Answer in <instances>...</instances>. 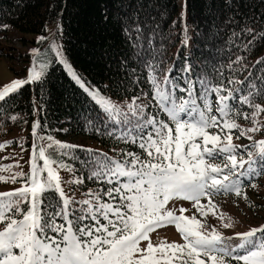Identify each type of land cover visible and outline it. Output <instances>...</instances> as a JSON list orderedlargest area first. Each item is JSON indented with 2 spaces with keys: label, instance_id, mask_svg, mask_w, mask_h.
I'll list each match as a JSON object with an SVG mask.
<instances>
[{
  "label": "snow or ice",
  "instance_id": "6c2138e0",
  "mask_svg": "<svg viewBox=\"0 0 264 264\" xmlns=\"http://www.w3.org/2000/svg\"><path fill=\"white\" fill-rule=\"evenodd\" d=\"M104 19H108L107 15ZM117 23L135 49L140 66L147 69L150 93L141 91L131 101H113L82 78L59 50L56 55L86 97L100 109L95 118L99 124L91 118L87 123L96 133H101L103 128L102 134L114 137L117 142L136 145L139 152L114 148L118 158H113L85 149L91 154L83 161L88 169L87 179L100 186L88 188L82 193L85 198L75 199L61 187V177L53 167L56 160L52 158L67 156V151L58 150L74 146L51 135L47 136V143L44 137L39 145L33 142L30 176L23 172L16 174L27 176L24 186L0 192V264H264V225L234 233L238 242L233 243V237H224L214 226L211 231L203 229L195 215L183 214L185 208L179 207L177 215L174 199L194 202L197 211L205 215L202 197L209 198L208 206L212 209L213 194L240 195L243 179L251 180L264 173V138L253 137V133L264 130L257 120L264 113V106L257 102L264 99V75L257 84L249 71L243 82L245 88L233 89L229 85L242 82L230 78L225 83L219 72V82L207 75L189 80V65L180 70L185 74L180 83L171 78L172 69L164 59L142 55L138 14L131 17V22L126 18L118 19ZM133 31L137 34L136 42L132 40ZM240 32L252 38L245 43L247 48L257 37L264 39V21L257 24L253 18ZM236 35L234 31L233 36ZM147 42L152 43L151 36ZM240 61L241 57L237 56L236 62ZM258 63L264 66V59ZM121 65L127 72L123 59ZM40 67L41 71L33 67L26 78H16L4 85L0 89V102L8 104L12 100L10 93L34 82H40L42 92L46 65ZM228 68H233L232 62ZM128 74L132 77L130 83H136L137 69L132 68ZM194 84H199L198 94ZM237 98L240 105L251 109L250 117L230 103ZM31 103L35 113V101ZM153 106L157 111H152ZM241 115L251 120V127L236 123L234 117ZM39 126V121L33 122L34 134ZM233 129L239 132L237 139L245 137L251 144H234ZM37 159L43 160L42 166L36 163ZM216 159L223 163L209 162ZM59 166L68 167L62 162ZM45 172L46 176L42 175ZM220 219L223 221L224 217L221 215ZM165 224H175L183 243L153 244L149 234ZM223 227L231 224L224 223ZM142 241L146 243L141 244Z\"/></svg>",
  "mask_w": 264,
  "mask_h": 264
},
{
  "label": "trees",
  "instance_id": "16d2710c",
  "mask_svg": "<svg viewBox=\"0 0 264 264\" xmlns=\"http://www.w3.org/2000/svg\"><path fill=\"white\" fill-rule=\"evenodd\" d=\"M134 14H138L142 26L139 41L143 45L142 55L164 59L172 69L169 75L178 82L183 83L185 75L180 70L190 65L189 80L207 75L219 82V72L225 83L230 78L242 82L229 87L245 88L243 82L251 71L253 82L260 84L264 66L258 61L264 59V39L257 37L245 48V43L252 38L241 33L240 28L253 18L257 24L264 21V0H0V25L7 26L0 27V55L16 50L15 45L5 43L9 39V28L44 37L48 26L58 23L65 54L82 78L103 94L131 101L132 97H139L141 91L151 92L147 69L140 66L135 49L117 23L118 19L126 18L131 22ZM234 31L236 36H233ZM136 35L133 31V42H136ZM149 36L151 44L147 42ZM19 39L27 42L20 35ZM237 56L241 57L238 63ZM38 59L46 65L42 76L46 80L43 91L40 82L26 84L9 94L12 100L8 104L0 102V136L13 128H32L33 122L39 121L36 131L39 134L80 137L78 145L70 143L74 146L71 149L58 150L67 151V156L57 158L53 155L52 158L71 164L73 177L83 181L82 184L74 182V186L83 192L95 189L100 185L87 179L88 169L83 161L91 154L85 149L113 158H118L114 148L133 152L139 149L102 134L103 128L101 133H96L87 123L91 118L99 124L95 118L100 109L75 83L50 45L42 48ZM122 59L128 66L127 72L121 65ZM230 62L232 69L228 68ZM239 64L247 67L240 68ZM132 68L139 73L136 83H130L132 77L128 73ZM194 91L198 94L199 84H194ZM234 95L238 97L239 94L234 91ZM211 98L216 101L215 93ZM32 101H35V113ZM257 102L264 106V99ZM230 103L242 113L244 110L251 112L247 106L240 105L238 98ZM152 111H157L154 106ZM8 116L15 119H7Z\"/></svg>",
  "mask_w": 264,
  "mask_h": 264
},
{
  "label": "rangeland",
  "instance_id": "374dc122",
  "mask_svg": "<svg viewBox=\"0 0 264 264\" xmlns=\"http://www.w3.org/2000/svg\"><path fill=\"white\" fill-rule=\"evenodd\" d=\"M182 1L183 0H181V2ZM7 34L10 40L8 39L5 43L15 45L16 50L7 51L8 54L6 55H0V89L16 78H26L28 70L33 67H35L36 71H41L40 66L42 65V62L38 59V56L45 45H50L55 54L57 50H59L61 56L72 65L62 47L60 36L61 27L58 23L49 25L44 37L39 34L19 33L10 28L8 29ZM18 35H20L22 40L23 38H26L27 42L23 43L20 39L18 40ZM53 45H56L57 47L54 48ZM34 48L38 50L35 53L31 51ZM57 59L60 62L58 57ZM103 95H106L108 98L117 102H119V100H124L115 98L112 95ZM141 99L144 98L142 97ZM215 103L216 102H213V104ZM243 112L246 111L244 110ZM247 113L250 117L251 112L247 111ZM257 120L258 126L264 127V113H261L260 116L257 117ZM236 123L242 127H251V120L245 119L243 116L237 119ZM232 132L234 144H251V141L245 137L237 139L239 132L236 129H233ZM47 136L49 135H43L37 132L34 134L32 128L28 126L13 128L11 131L0 136V145H3V147H0V176L4 177L3 180H0V192L15 190L24 186L23 181L27 176H16V174L23 172L30 176L33 154L32 144L35 142L39 145L42 142L41 137H44V142L47 143ZM51 136L54 137V139L67 144L71 143L74 145L80 143V137L62 136V138H59L52 134ZM253 137L256 140L264 138V130L253 133ZM53 159L56 160L53 167L57 168L58 174L61 177V187L66 195L69 197L74 196L75 199L85 198L82 195L84 192L77 186L73 185V183L77 182L79 179L73 177L71 164L57 158ZM61 162L68 165V167H60L59 165ZM209 162L223 163L221 159ZM36 163L39 166H42L43 160L37 159ZM42 175L46 176V172ZM14 176L15 180L12 179ZM174 199L176 200L175 211L177 215L180 214L179 207H183L186 209L183 214L189 217L195 215L196 218L201 221V227L203 229L211 231V228L214 226L224 237H233V243L238 242V238L233 236L234 233L248 231L253 227L259 228L264 225V173L252 177L251 180L243 179V187L240 195H237L234 192L213 194L211 196V201L215 207L212 209H209L208 206L209 198L202 197L201 205L204 206L205 215H201L200 212L197 211L198 206H194V202L185 201L183 198ZM221 215L224 217L223 221L220 219ZM224 223L231 224V227H223ZM257 236L259 237V233H257ZM149 239L154 245L162 241L169 243H183V236L176 228L175 224H165L154 229V231L149 234ZM144 243L146 242H141V244Z\"/></svg>",
  "mask_w": 264,
  "mask_h": 264
}]
</instances>
